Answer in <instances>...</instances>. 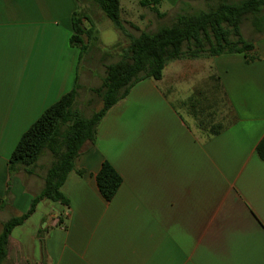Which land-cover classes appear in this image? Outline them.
I'll return each instance as SVG.
<instances>
[{
  "label": "crops",
  "instance_id": "0c3cea01",
  "mask_svg": "<svg viewBox=\"0 0 264 264\" xmlns=\"http://www.w3.org/2000/svg\"><path fill=\"white\" fill-rule=\"evenodd\" d=\"M199 2L207 1L160 0L157 8L165 13ZM87 4L0 0V198L8 202L0 216L29 211L54 161L45 150L35 165L10 176L9 159L23 134L76 85L74 109L103 84L106 73L98 84L95 66L86 63L81 71L83 54L70 45L73 16L80 7L86 16ZM257 35L254 63L243 54L177 60L162 80L136 84L75 160L61 188L69 207L40 202L13 230L4 264H264V161L257 154L264 138V36ZM203 59L210 61L206 75L217 84L226 116L213 122L201 98L193 109V96L180 104L190 127L167 99L165 71L172 67L167 85L173 91L196 77L195 62ZM148 93L156 94L153 126L127 133L143 123L135 114L145 107L139 96ZM218 126L221 133L210 136ZM106 161L123 180L111 202L96 183Z\"/></svg>",
  "mask_w": 264,
  "mask_h": 264
},
{
  "label": "trees",
  "instance_id": "16d2710c",
  "mask_svg": "<svg viewBox=\"0 0 264 264\" xmlns=\"http://www.w3.org/2000/svg\"><path fill=\"white\" fill-rule=\"evenodd\" d=\"M125 33L121 19L120 0H92ZM160 0H144L141 6H150L159 17L157 5ZM218 1L217 7L208 12L183 14L169 28L154 34L141 33L133 37L124 56L115 64L109 65L100 88L93 90L102 99V107L91 117H83L74 109L77 98V85L57 103L48 108L38 120L23 134L9 159L10 176L17 168L26 170L37 163L45 150L53 155L54 161L45 177L44 189L34 197L30 209L20 216H13L3 223L0 233V264L8 257L13 230L25 223L36 211L40 202L49 200L69 207V200L61 188L74 170V162L86 143L94 144L97 128L107 113L123 101L131 89L143 80L160 81L166 66L177 60H198L217 57L223 54H243L247 64L259 59L255 43L247 40L242 32L245 21H249L254 32L264 36V0H241L230 3ZM91 21L83 14L73 16V35L70 45L79 48L82 54L87 50V42L92 38L94 26L86 28L84 20ZM87 40V41H86ZM193 109L198 100L192 98ZM200 127L206 129L202 122ZM222 127L208 131L216 136ZM257 154L264 161V138L257 146ZM29 172V171H28ZM96 183L102 197L111 202L122 186L123 180L109 162H104L96 176ZM8 204L0 198V210ZM64 220L60 218L59 225Z\"/></svg>",
  "mask_w": 264,
  "mask_h": 264
},
{
  "label": "rangeland",
  "instance_id": "374dc122",
  "mask_svg": "<svg viewBox=\"0 0 264 264\" xmlns=\"http://www.w3.org/2000/svg\"><path fill=\"white\" fill-rule=\"evenodd\" d=\"M87 1L90 2L89 5L84 3L86 0H81V3L89 6V10H87L86 14L89 17L91 16L90 18L97 22L95 24L93 36L88 41L87 50L83 53L81 71H85L86 63L91 64V66H95L97 69L98 84L101 81L99 74L104 75L106 73V67L121 60L133 37H139L143 32L154 34L160 29L172 27L176 23L178 16L183 14L208 12L217 7L219 3L218 1H210L193 3L192 5L181 4L174 9L167 10L165 13H161L159 11V13L163 14L162 17H159L150 6L143 7L141 4L139 5L137 2L138 0H133L132 3L134 4L131 5L124 3L125 0H120L122 8L125 7V12H123L121 17L125 27V33L122 32L123 35L121 37V33L115 28L111 20L98 8L96 3L92 0ZM228 1L230 3H237L241 0ZM85 10L86 9L84 7H80L78 8V13L85 14ZM91 22L92 21L86 19L83 23L86 28H91ZM242 30L243 35L247 40H254L260 37L254 32L249 21L244 22ZM195 64H198L195 68L196 77H193L192 80L185 82L181 81L177 84L176 90L173 89V91L169 90L167 85L169 78H171L170 71L172 70V67H169V69L165 71L166 81L164 83L165 87L163 88H165L169 93L167 99L174 105L173 107L175 111L190 127L193 120L186 110L180 106V104L193 96L195 100H199L201 98L200 100L203 104H209V107L206 108V112L210 113L209 115H211L213 122L220 123L223 114L226 116V110L223 109L224 106L221 102V94L220 91L217 90L216 82L214 79L207 77L206 75L208 74L210 61L203 59L202 61H196ZM172 92L176 93L172 94ZM93 94L89 95L90 97L92 96L91 100L88 99L87 94H84L79 98L76 110H78L83 117H91L93 113L97 112L102 107L101 97L96 93ZM210 97L212 99H209ZM139 99H141L140 105L145 107L143 109L139 108L135 116L140 117V120H143V123L137 124L135 127L129 126L126 130L127 133L139 134L146 132L147 127L153 126L151 118L156 117V94H143L139 96ZM198 108L200 109L199 106ZM9 217H11L9 213L0 216V231H2L3 223L7 221Z\"/></svg>",
  "mask_w": 264,
  "mask_h": 264
}]
</instances>
